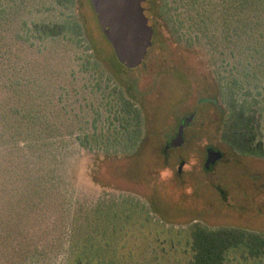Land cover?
I'll return each mask as SVG.
<instances>
[{
    "label": "rangeland",
    "instance_id": "obj_1",
    "mask_svg": "<svg viewBox=\"0 0 264 264\" xmlns=\"http://www.w3.org/2000/svg\"><path fill=\"white\" fill-rule=\"evenodd\" d=\"M157 7L218 107L181 72L116 62L88 0H0V264H192L195 224L264 239V157L221 139L243 112L264 149V0ZM207 148L223 154L209 171ZM224 264L264 254L234 249Z\"/></svg>",
    "mask_w": 264,
    "mask_h": 264
},
{
    "label": "trees",
    "instance_id": "obj_2",
    "mask_svg": "<svg viewBox=\"0 0 264 264\" xmlns=\"http://www.w3.org/2000/svg\"><path fill=\"white\" fill-rule=\"evenodd\" d=\"M143 5L149 24L153 29L152 46L148 50L145 68L161 74L168 71L181 72L183 78L189 83L190 95L199 101L210 102L213 107H216L213 101H215L217 92L214 85L209 81L208 75L190 67L177 53L169 36H167L165 21L157 9L158 0H146ZM85 22L89 25L87 17ZM94 52L96 57L101 59L96 48ZM114 60L118 62L115 55ZM120 83L122 84V82ZM122 87L124 89V84ZM124 91L128 97L129 90L124 89ZM132 91L138 93L136 86ZM129 100L130 104L134 103L131 99ZM254 123L253 117L245 116L243 112H239L228 121L223 122L221 139L239 155L264 157V149L261 143L256 142ZM113 171L117 174L115 168ZM191 239L192 264H224L229 252L239 248L246 249L252 258H259L264 254V239L240 230L219 229L210 231L195 224L191 229Z\"/></svg>",
    "mask_w": 264,
    "mask_h": 264
},
{
    "label": "water",
    "instance_id": "obj_3",
    "mask_svg": "<svg viewBox=\"0 0 264 264\" xmlns=\"http://www.w3.org/2000/svg\"><path fill=\"white\" fill-rule=\"evenodd\" d=\"M145 1L89 0L102 34L110 44L117 61L127 69L141 66L152 46L153 29L145 16ZM192 120L193 116H190L180 122L177 133L167 144L166 150L184 144V129ZM222 159V152L207 148L205 170L209 171Z\"/></svg>",
    "mask_w": 264,
    "mask_h": 264
},
{
    "label": "clouds",
    "instance_id": "obj_4",
    "mask_svg": "<svg viewBox=\"0 0 264 264\" xmlns=\"http://www.w3.org/2000/svg\"><path fill=\"white\" fill-rule=\"evenodd\" d=\"M173 176V171L169 168H162L159 172L160 180L166 181Z\"/></svg>",
    "mask_w": 264,
    "mask_h": 264
},
{
    "label": "flooded vegetation",
    "instance_id": "obj_5",
    "mask_svg": "<svg viewBox=\"0 0 264 264\" xmlns=\"http://www.w3.org/2000/svg\"><path fill=\"white\" fill-rule=\"evenodd\" d=\"M144 11H145V10H144ZM209 103H210V102H209ZM213 104H214L216 107H218V106H217L218 104H217L216 101H213ZM216 107H215V108H216ZM190 116H193V120H192V122H193V121H194V116H195V114H192V115H190ZM190 116H189V117H190ZM189 117H188V118H189ZM192 122H191V123H192ZM191 123H190V124H191ZM184 130H185V129H184ZM174 137H175V135H174Z\"/></svg>",
    "mask_w": 264,
    "mask_h": 264
}]
</instances>
